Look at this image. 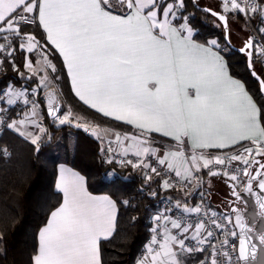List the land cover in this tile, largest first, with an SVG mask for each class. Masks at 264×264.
<instances>
[{
    "label": "crops",
    "instance_id": "obj_1",
    "mask_svg": "<svg viewBox=\"0 0 264 264\" xmlns=\"http://www.w3.org/2000/svg\"><path fill=\"white\" fill-rule=\"evenodd\" d=\"M220 1L231 8L227 0ZM113 4L0 0V30H18L8 24L17 12L35 18L45 43L63 61L78 100L134 129L121 134L98 127L122 154L155 157L183 178L213 161L240 162L249 150L264 156L261 107L231 74L219 45L196 41L187 22L175 20L170 1L127 0L122 9ZM24 40H34L51 61L34 36ZM26 129L32 134L24 137L32 141L31 129L37 128ZM150 134L174 146L159 148ZM218 177L206 175L205 184ZM163 187L173 190L172 198L184 208L198 202L192 189ZM55 188L62 203L39 231L34 264H101L100 243L115 231L117 204L108 195L89 192L85 177L65 163L57 165ZM162 218V244L137 264H187L192 257L184 244L201 238L202 230L187 229L168 215Z\"/></svg>",
    "mask_w": 264,
    "mask_h": 264
},
{
    "label": "trees",
    "instance_id": "obj_2",
    "mask_svg": "<svg viewBox=\"0 0 264 264\" xmlns=\"http://www.w3.org/2000/svg\"><path fill=\"white\" fill-rule=\"evenodd\" d=\"M197 1L200 6H204ZM112 2L115 5V0ZM113 8H117V5ZM216 11L228 16L230 39L234 46L241 47L252 37L241 13L224 12L220 8ZM184 16L196 41L203 44L215 41L219 45L227 58L231 74L245 83L247 90L261 107L264 124V96L259 82L249 71L246 55L228 45L222 24L210 13L198 9L193 0H185ZM11 33L15 52L10 59L4 61L0 72V91L12 84L28 90L27 97L33 99L34 93L31 91L34 86L24 78L28 73V57L33 61L37 59V50L29 53L24 41V38L31 35L45 46L57 69L61 110L71 111L73 117L102 129L121 134L135 133L132 127L99 115L78 100L63 61L45 43L36 21L31 25L23 24ZM252 62L256 72L264 78V67H261L260 58L255 51ZM39 99L48 124L44 141L33 143L12 127L3 131L2 142L11 150L12 155L0 160V264H34L39 231L62 203V195L55 188L59 163H65L82 174L89 192L108 195L117 204L115 231L100 243L101 264H137L150 236L152 221L159 205L164 197L172 198L173 190L164 189L162 179L158 176L147 180L132 166L118 167L105 163L99 142L84 130L67 124L59 127L49 125L51 121L46 113L43 94L39 95ZM24 111V106L13 108L11 120L22 118ZM149 139L159 148L174 146L171 140L158 135L150 134ZM37 147H40V151L36 154ZM111 174L113 175L110 176ZM218 179L221 180L222 177ZM213 195L216 198V193ZM218 201L219 205L215 208L226 211V207L221 206V201ZM199 260L200 255L192 256L187 264H194Z\"/></svg>",
    "mask_w": 264,
    "mask_h": 264
},
{
    "label": "built area",
    "instance_id": "obj_3",
    "mask_svg": "<svg viewBox=\"0 0 264 264\" xmlns=\"http://www.w3.org/2000/svg\"><path fill=\"white\" fill-rule=\"evenodd\" d=\"M117 7L122 9L127 5V0H115ZM173 3L175 8L183 10V0H165ZM237 12L241 13L252 33L254 51L260 58V65L264 67V0H227ZM116 10V9H115ZM128 12L127 10L123 11ZM35 18L21 12L15 13L10 19V25L17 28L23 24L31 25ZM12 33L0 30V72L4 61L10 59L15 52L12 40ZM25 41V40H24ZM34 92V91H31ZM26 92H20L18 87L12 84L0 91V160L8 159L12 152L2 142L3 131L11 128V110L17 106H24L21 97ZM28 98V97H27ZM30 98H28V101ZM25 107V106H24ZM20 119V118H19ZM84 131L92 136L101 146L102 157L105 163L114 164L118 167L132 166L137 168L147 180L153 177H160L163 185L183 189L196 190V205L184 208L174 201L170 196L164 197L153 218L142 256L151 249H158L163 242L161 226L163 225L162 215L170 216L178 224L189 228H200L201 238L187 241L184 244V252L192 256L200 255V260L194 264H240L238 254V235L231 214L217 208L212 209L206 201L205 176L215 175L232 179L236 184L242 186L249 173L251 163L259 157V153L249 151L247 158L240 162L232 160L213 161L192 173L189 177L183 178L170 170L163 161L155 157H142L137 154H122L120 148L114 143H103L91 129Z\"/></svg>",
    "mask_w": 264,
    "mask_h": 264
},
{
    "label": "water",
    "instance_id": "obj_4",
    "mask_svg": "<svg viewBox=\"0 0 264 264\" xmlns=\"http://www.w3.org/2000/svg\"><path fill=\"white\" fill-rule=\"evenodd\" d=\"M194 5L203 11L213 15L222 24L225 31V39L228 45L247 57L248 68L251 74L260 84V90L264 96V78L261 77L253 65L254 43L249 37L241 47H236L230 39V26L228 16L210 7L200 6L196 0ZM47 116L55 120L60 116L62 103L58 92L50 89L43 98ZM40 151L36 148L35 153ZM227 193L220 192L219 198L228 203L241 201L245 209H239L236 205L226 212L231 214L238 235V254L240 264H264V157H258L251 163L249 173L242 186L234 181H226ZM221 206L223 203L221 202Z\"/></svg>",
    "mask_w": 264,
    "mask_h": 264
},
{
    "label": "rangeland",
    "instance_id": "obj_5",
    "mask_svg": "<svg viewBox=\"0 0 264 264\" xmlns=\"http://www.w3.org/2000/svg\"><path fill=\"white\" fill-rule=\"evenodd\" d=\"M199 1L202 4H204L205 7H210L211 9H214V10L215 9L217 10L220 8L224 12L234 11L235 13H237V11L235 9H233L232 6H231L232 9L227 8L225 5H223L221 3L220 0H199ZM182 4H184L183 10H180L178 8H174V16H175L176 21H180L183 23L184 20H186V17L184 16L185 0L182 1ZM197 4H198V1H197ZM8 24L10 25V22ZM239 30H241V28ZM25 42L27 44V48H28L27 50L29 51V53H31L35 49L37 50V55H36L37 59L35 61H33V59L30 60L28 57L27 69H26V71H28V73L26 76H24V78L29 82V84L34 86L33 90H32V91H34L33 92L34 97H33V99H29L30 101H28V98H27L28 90L19 87L20 92H26V96L23 95L21 97V103L25 106V111H24L22 118H20V119L16 118V120L12 124V128L14 129V131L18 132L22 136H24V135L27 136V134H32V133L26 128H33V126L35 125V128H37V129H31V131L33 132V135H34L32 141H33V143H38L41 140L44 141L46 139L44 137V135L47 132V127H48L47 126L48 124H47V121L45 118V114H44V111L42 108V102L39 99V95L40 94H43V95L46 94V92H48L50 89H55L59 94V90H58V86H57V84H58V73H57V71H54V69L52 68L53 62L49 61L48 57L44 54V52L37 49L36 45L33 43L34 40H27ZM59 97H60V94H59ZM50 121L51 122H49V125H53V126H57V127L64 125V124H67L71 127L78 128L81 130H84L85 128L91 129L95 132L96 138H98L103 143H110L111 142V143L116 144L113 141V139L107 138L106 135L103 134L102 130L99 129L101 127L96 126V125L91 124V123L84 122V120L81 118L73 117L71 111L61 110L60 116L57 119L50 120ZM72 148H73V141L71 142V149ZM253 152L255 153V151H253ZM261 155H262V153H259V157H261ZM138 156H140V155H138ZM262 157H264V156H262ZM122 167H124V166H122ZM135 169L137 171H139L137 168H135ZM112 175L113 174H111L110 176H112ZM212 176L218 177L215 175H212ZM221 177H222L221 180H216V182L209 183V184L207 183L208 185L205 184V186H204L206 189V192H205L206 198H207L206 201L211 205L212 209H215V206L219 205L218 200L221 201V199L219 198L220 192H222L223 194L227 193L226 192L227 185H225L224 182L233 181L232 179H227L223 176H221ZM214 190H216V198L213 195V194H215ZM211 192H212V195H211Z\"/></svg>",
    "mask_w": 264,
    "mask_h": 264
},
{
    "label": "flooded vegetation",
    "instance_id": "obj_6",
    "mask_svg": "<svg viewBox=\"0 0 264 264\" xmlns=\"http://www.w3.org/2000/svg\"><path fill=\"white\" fill-rule=\"evenodd\" d=\"M222 203H223V206L226 207L225 209H230L232 206L236 205L239 209H245V205L241 202V201H236V204L235 202L233 201L231 204L228 203L227 201H223L221 200Z\"/></svg>",
    "mask_w": 264,
    "mask_h": 264
}]
</instances>
